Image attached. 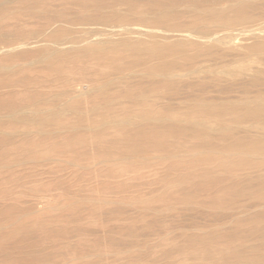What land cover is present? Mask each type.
<instances>
[{"label": "rangeland", "instance_id": "obj_1", "mask_svg": "<svg viewBox=\"0 0 264 264\" xmlns=\"http://www.w3.org/2000/svg\"><path fill=\"white\" fill-rule=\"evenodd\" d=\"M4 1L0 0V264L264 263V149L251 148L254 146L250 140L241 145L231 143L234 140L232 136L238 140L244 139L246 134H251L252 139H263L264 128L259 129L255 127L256 123L247 121L243 128L236 130L235 124L229 122L230 115L225 116L226 122L218 121L212 109L204 111L197 107H187L182 111H164L163 103L167 100L163 99L154 107L141 105L142 102L136 93L152 82V78L145 74L148 72V65L161 62L165 60L164 57L149 60V63L141 64L142 68L139 65L137 68L125 66L118 71L113 69L110 63L103 60L99 62L100 60L93 59L94 57L77 58L75 55L59 54L48 63L43 60L46 41L40 40L47 38L51 30L48 28L51 22L49 15L58 9L65 10L70 14L68 16L84 10L67 0H37L36 10L47 11L49 14L33 17L28 12L34 0H8L6 3ZM141 1L143 4H149L148 0ZM144 18L146 20H142L146 25H153L152 14ZM263 18L264 14L260 17V22H257L258 25H264ZM132 19L133 17H130L128 21ZM139 19L135 17V23L136 20L140 21L136 24H142L141 18ZM126 20H120V23L124 25ZM100 21L101 19L93 23H98V27L102 23L101 26L106 27L105 22ZM108 21L106 23L109 26L111 22L108 24ZM113 21L111 25L115 26L117 21L118 25H121L119 20ZM128 21L126 22L129 25ZM149 21L152 23H148ZM248 26L249 29L246 25L230 27L221 24L215 25L217 28H213L216 30L209 32L215 34L218 29V33H222L221 36L224 34L223 37L230 38L242 33L240 29L243 32L250 30L252 25ZM103 28L99 31L105 29ZM99 31H95L99 36L94 32L95 35L90 39L101 40L99 45L102 48H110L113 38L107 41L105 30L104 33ZM234 31L238 34L234 35ZM70 33H62L57 38L63 41L67 40V37L69 40V36H74V41L78 37L77 41H80L81 38L92 35L89 32L90 35L87 33L86 36V32L83 34L82 31L81 34ZM173 34L167 33L165 39L157 38L159 45L174 43L177 33ZM116 36H113L114 40L120 41L119 38L128 35ZM239 37L234 51L217 60V64L213 61L209 65L235 68L239 63L248 62L258 56V50L250 49L255 38ZM148 40L146 37L144 44H150ZM70 46L71 44H66V48H59L68 50ZM7 47L12 51L7 53L11 50ZM2 50L5 52H1ZM169 50L170 48L165 51ZM177 50L178 57L169 59L183 63L175 71L183 74L182 69H185L183 75L190 72L188 69L194 72L200 58H203V62L208 59L198 57L197 54L203 50H198L195 46L188 45ZM19 54H22L21 57ZM107 54L111 59L122 63L129 58L128 49L123 46L116 50L108 49ZM189 63L195 68H188ZM4 66L11 67L5 69ZM133 69L135 74L131 75ZM186 70L188 71L185 72ZM261 79L263 83L264 75ZM107 81L117 83L116 87L114 85V92L123 90L128 93L123 97L118 96L119 101L110 104V107H106V100L95 92ZM96 85L98 88H95ZM72 86L86 93L70 99L68 90ZM163 86L157 85V90L161 89L159 93L165 91ZM235 91L224 95L210 93L206 94V98L215 97V102H221L225 97L233 100L253 98L258 92L264 93V83L251 87L247 94ZM195 94L199 95L198 92ZM9 106L11 109H8ZM60 107H65L66 110H63L59 119L42 120L38 123V119L34 118L35 111L59 110ZM152 110L153 115L161 119L160 123L153 122ZM23 114L33 117L19 120ZM120 118H130L132 122L122 125L107 123ZM26 121L29 123L26 124ZM172 122L178 126L176 124L171 129ZM224 123L234 130L230 139L221 135ZM36 129L37 131H34ZM206 140L209 141L203 144ZM197 150L202 152L198 153ZM140 162H144L143 165ZM26 235V238L23 237ZM113 250L114 253H111Z\"/></svg>", "mask_w": 264, "mask_h": 264}, {"label": "bare ground", "instance_id": "obj_2", "mask_svg": "<svg viewBox=\"0 0 264 264\" xmlns=\"http://www.w3.org/2000/svg\"><path fill=\"white\" fill-rule=\"evenodd\" d=\"M8 1V0H5ZM4 1V2H5ZM68 2H72L75 5H79L81 9H83L84 11H80V12H75L74 14H72L73 16H68L70 14H67L65 12V10L62 9H58L56 11H53L51 13V15H49V17L51 18V22L48 25V28H51L47 38L45 39H41L40 41H46L45 42V46H44V57L43 60H45L46 62L50 63L53 61V59L59 55V54H63V55H75L77 56V58H84V57H94L93 59H98L100 60L99 62H101V60L106 61L108 63L111 64V67L115 70H120L122 67H131V66H141V64L144 63H149V60H155L161 57H164L165 60L161 61V62H154L152 64L149 63L148 65V72L145 73L146 75H148L149 77L152 78V82L150 83V85L145 86V88H142L138 93H136V95H138V99L142 102L141 105H146V106H153L159 104V102L163 100H167L166 103H163V109L164 111H182V110H186V108H193V107H197L201 110H206V109H212L215 112L214 115L216 116V119L218 121H225V116L226 115H230L229 122H232L235 124V129H241L243 128V124L247 121L249 122H253L254 124L256 123L255 127L257 128H264V93L262 92H258L253 98H248V97H243L241 99H237V100H233L230 98L225 97L224 99L221 100V102H215L217 101L216 99L209 97L206 98V94H210V93H216V94H227L230 92H233L235 90H239L238 92H242L247 94L248 90L251 87H257L260 84L263 85L262 83V75H264V25H258L257 22H260V17L264 14V0H148V3L143 4V2L141 0H67ZM3 2V1H2ZM38 1L34 0V3H32V6L29 10V14L32 15L33 17H44V16H48V12L47 11H42V10H36V3ZM6 3V2H5ZM35 4V5H34ZM151 5V6H150ZM155 6V7H154ZM18 7V6H17ZM21 7V6H20ZM125 7V8H122ZM260 11V12H258ZM1 12V11H0ZM150 14L153 15V25L147 24L146 22L144 23L142 19H145L144 17L149 16ZM132 18V21H128V18ZM135 17L136 19L140 20L139 18H141V23L142 24H136L140 21L136 20L135 23ZM138 17V18H137ZM148 20L151 18L147 17ZM102 21V19H108L109 20H119V24L120 20H126L129 22V25L127 24V22L125 21L124 25H118V21L114 24L115 26L111 25L112 21H108L109 26L107 25V21H102L105 22L104 24L106 25V27L108 26V28L106 29V27H102V23L100 24V27H98L96 24L98 23H93L96 20H100ZM189 19V20H187ZM264 19V18H263ZM87 20V21H86ZM89 20H94V21H90ZM131 20V19H130ZM146 20V19H145ZM82 21H86V22H82ZM100 21V22H101ZM99 22V23H100ZM124 22V21H122ZM131 22L133 24H131ZM114 23V21H113ZM135 23V24H134ZM143 23L145 25H143ZM148 23H152V22H148ZM258 26H256V24ZM262 23V22H261ZM103 24V25H104ZM127 24V25H126ZM221 24H225L228 26H232L234 27L236 25V27L238 26H244L246 25V27L248 28V25H252L250 26V30H246V31H241V29L239 30L240 34H238V32L235 34L236 31H234V35L236 36H230V38H225L223 36H225L223 34V36H221L220 31L218 33V29L217 31H215V34H220V36L215 35L214 32L213 34L210 33L209 31H212L215 27V25H220ZM256 27H254V25ZM118 25V26H116ZM110 26H112L110 28ZM188 27V28H187ZM194 30H192L191 29ZM214 27V28H213ZM223 27V25H222ZM235 27V30H237V28ZM105 30V36L107 41H110L108 39H111V37L113 39H111V44L112 46L110 48H102L99 44L102 43L101 40H95V39H90L91 36H94L93 33L96 30H101V29ZM110 28V29H109ZM190 28V29H189ZM212 28V29H211ZM218 28L222 29L221 27L218 26ZM243 28V27H242ZM252 28V29H251ZM225 29V28H224ZM234 30L233 28H226V30ZM244 29V28H243ZM242 29V30H243ZM246 29V28H245ZM249 29V28H248ZM26 30V29H25ZM104 30L99 31V32H103ZM108 30V31H107ZM192 30V31H191ZM216 30V29H214ZM29 31V29H28ZM83 32V34L85 33L87 36L90 35L89 37H84L81 38L80 41H74L75 37L73 36H69V40L68 37L66 38L67 40L61 41L59 40V36L62 33H72L75 35V33ZM207 31L209 33H207ZM222 31V30H221ZM229 31V32H230ZM238 31V30H237ZM25 32V31H24ZM35 32V31H34ZM90 32V34H89ZM107 32V33H106ZM177 33L176 36V40L174 41V43L166 45L164 44V46L159 45L157 38L161 37V38H167V33ZM70 33V35H71ZM96 35L99 36V34H97V32H95ZM224 33V32H223ZM126 34L128 35L127 37H123V38H119L120 41L118 42L116 39V42L114 40L115 35L121 37V35L126 36ZM233 34V33H230ZM104 35V34H103ZM174 35V34H173ZM7 36V35H6ZM116 36V37H117ZM175 36V37H176ZM242 36L244 39H250V38H255L254 39V43L251 45L250 49L252 50H258V56H256L254 59L248 61V62H242L239 63L238 65L235 66V68H226V67H221V66H214L213 65H209L210 62L215 61L214 63H216L217 60L224 58L227 54H229V52H232L235 50V46L237 44L238 41V37ZM5 37V35H4ZM12 37V36H11ZM58 37V38H57ZM83 37V36H82ZM146 37L149 39L148 41H150V44H144V42H146ZM227 37V36H226ZM13 38V37H12ZM57 38V39H56ZM71 38L73 40H71ZM94 38V37H93ZM240 38V37H239ZM3 39V38H2ZM9 39V38H7ZM15 39V38H14ZM171 39V38H170ZM4 40V39H3ZM10 40V39H9ZM114 40V41H113ZM113 41V43H112ZM240 41V40H239ZM37 42V40H36ZM50 42V43H49ZM77 43V44H76ZM25 44V41H24ZM38 44V43H37ZM66 44H71L70 48L67 49H62L66 46ZM64 45V46H63ZM195 46L197 47L198 50H203V52L200 53H196L197 56L199 57H204V59L208 58L207 60H205V62L201 61L203 58H200V63L197 64V67L199 65V67H196V70L194 72H192V70L188 69L190 72L188 73L186 70L184 74V70H183V74L180 73V71H177V68L179 66H181L183 63H180L179 61H175L172 59H169L170 57H178V50L177 48L180 47H184V46ZM24 47L26 45H23ZM34 46V45H33ZM60 46H62V48H59ZM125 47L128 49V60L126 62H120L118 60H113L111 59L112 57H110L109 54L106 55V52L108 51V49H113L116 50L120 47ZM4 47V46H3ZM14 47V46H12ZM18 47V46H17ZM8 48V47H7ZM10 48V47H9ZM8 48V49H9ZM20 48V47H19ZM66 48V47H65ZM168 48H170L169 51H165ZM3 49V48H2ZM11 49V48H10ZM39 49V48H38ZM5 50V48H4ZM14 50V48H13ZM16 50V47H15ZM237 50V49H236ZM246 50V49H245ZM12 51L9 50L7 51L10 52ZM1 52H5V51H1ZM17 53V52H16ZM15 53V54H16ZM191 54V53H190ZM203 54V56H202ZM22 55V54H21ZM21 55L19 54V56L21 57ZM195 55V54H194ZM231 55V54H230ZM233 56V55H232ZM243 56V55H241ZM252 56V55H251ZM24 57V56H23ZM22 57V58H23ZM42 57V56H41ZM190 57V56H189ZM193 57V56H192ZM235 57V56H234ZM42 59V58H41ZM190 59V58H189ZM121 60L123 61V58H121ZM180 60V59H179ZM227 60V59H225ZM232 60V59H231ZM236 60V59H235ZM39 61V60H38ZM185 61V60H183ZM76 62V61H75ZM203 62V63H202ZM208 62V64L206 63ZM31 63V62H30ZM35 63V62H33ZM206 63V64H205ZM191 63H189L188 68L189 67H193V69L195 68V66L190 65ZM217 64V63H216ZM215 64V65H216ZM17 65V64H16ZM44 65V64H43ZM100 65V64H99ZM187 65V64H186ZM229 65V64H228ZM3 66V65H1ZM8 66V64H7ZM14 66V65H13ZM12 66V67H13ZM226 66V65H225ZM5 67V66H4ZM11 67V66H10ZM10 67H7L8 69ZM183 67V66H182ZM5 67V69H7ZM137 68V67H136ZM142 68V66H141ZM184 68V67H183ZM186 68V67H185ZM222 68V69H221ZM135 69V68H134ZM133 69L131 75H133V73L135 72V70ZM146 69V70H147ZM176 69V70H175ZM179 69V68H178ZM4 70V69H3ZM145 70V71H146ZM174 70V72H173ZM181 70V69H180ZM98 71V70H97ZM137 71V69H136ZM172 71V72H171ZM138 72V71H137ZM142 73V72H139ZM86 74V73H85ZM135 74V73H134ZM13 75V74H12ZM112 75V74H111ZM84 76V74H83ZM122 76V75H121ZM137 76V75H136ZM85 77V76H84ZM138 77V76H137ZM144 77V76H143ZM147 77V76H145ZM158 78V79H154V78ZM148 78V77H147ZM176 78H183L181 79H176ZM127 79V78H126ZM52 80V78H51ZM50 80V81H51ZM116 80V79H115ZM141 80V79H140ZM54 80H52L53 82ZM136 81V80H135ZM133 81V82H135ZM138 81V80H137ZM142 81V80H141ZM146 81V80H145ZM106 82V81H105ZM23 83V82H22ZM132 83V82H131ZM157 83V84H156ZM47 85V84H46ZM72 85V84H71ZM87 85V84H86ZM116 87L117 83H113L112 81L107 83H103L102 86H100V89H97L98 94H100L104 100H106V103H104V105H106V107H110V104H114L116 103V101H119L118 96L123 97V95H128L127 92L121 90L118 92H114L113 88ZM131 85V84H130ZM157 85H164L162 89H165V91L163 93H159V91L161 90H157L158 87ZM98 88V85H96ZM10 87V86H9ZM22 87V86H21ZM129 87V86H128ZM26 88V87H25ZM85 88V87H84ZM87 88V87H86ZM9 89V88H8ZM33 89V88H32ZM94 89V88H93ZM131 90V88H130ZM113 91V92H112ZM58 92V90H57ZM61 92V91H59ZM67 92V90H66ZM198 92L199 95H204V97H200L199 95H196L195 93ZM236 92V91H235ZM68 93L70 94V99H75L78 97H81L82 95H84L86 92L81 90V89H77L76 87H70V89L68 90ZM73 95H72V94ZM132 93V92H131ZM44 94V93H43ZM65 94V93H64ZM57 95H60L57 93ZM57 95L55 97H57ZM235 95V94H234ZM233 95V96H234ZM42 96V95H41ZM62 97V95H60ZM240 97V95H238ZM242 96V95H241ZM51 97V95H50ZM49 97V98H50ZM230 97V96H229ZM235 97V96H234ZM237 97V96H236ZM41 98V97H40ZM43 98V97H42ZM60 98V97H58ZM64 98V97H63ZM36 99V98H35ZM46 99V98H45ZM44 99V101H45ZM48 99V98H47ZM53 99V98H51ZM38 100V99H37ZM37 100L35 102H37ZM43 100V99H42ZM50 100V99H48ZM60 100V99H59ZM102 100V99H101ZM39 101V100H38ZM41 101V99H40ZM56 101L57 98H56ZM63 101V100H62ZM61 101V102H62ZM69 101V99H68ZM127 101V100H126ZM129 101V99H128ZM132 101V100H131ZM34 102V101H32ZM46 102V101H45ZM49 102V101H48ZM65 101H63L62 103H64ZM124 102V101H123ZM134 102V101H133ZM132 102V103H133ZM152 102V103H151ZM167 102H170L171 104H168ZM9 103V102H8ZM20 103V102H19ZM25 103V102H24ZM28 103V102H27ZM31 103V102H30ZM39 103V102H38ZM151 103V104H150ZM18 104V103H17ZM26 104V103H25ZM34 104V103H33ZM65 104V103H64ZM63 104V105H64ZM4 105V104H3ZM2 105V106H3ZM8 105V104H7ZM27 105V104H26ZM36 105V104H35ZM62 105V104H61ZM62 105V106H63ZM120 105H122V102L120 103ZM119 105V106H120ZM125 106H127L126 104H123ZM5 106V105H4ZM22 105H20L21 107ZM30 106V105H29ZM28 106V107H29ZM66 106V104H65ZM162 106V105H161ZM11 109V106H9ZM19 107V106H18ZM23 107V106H22ZM26 107V106H25ZM31 107V106H30ZM33 107H35L33 105ZM58 107V106H57ZM221 107V109H220ZM3 108V107H2ZM27 108V107H26ZM36 108V107H35ZM51 108V107H50ZM49 108V109H50ZM113 108V105H112ZM4 109V108H3ZM42 109V108H39ZM44 109V108H43ZM47 109V108H46ZM68 109V108H67ZM106 109V108H105ZM115 109V108H114ZM113 109V110H114ZM119 109V108H118ZM1 110V108H0ZM19 110V108H18ZM29 110V109H28ZM63 110H66L65 107H60V109L56 110H49L45 112H42L44 110H41V112H39V110L36 112H34L36 115L34 116V118H37V122L40 123L42 120H46V121H53L56 118H58L61 113L63 112ZM120 110V109H119ZM210 110V111H212ZM25 111V110H24ZM24 111H20V112H24ZM30 111V110H29ZM151 110H149L150 112ZM188 111V110H187ZM9 112V110H8ZM27 112V111H26ZM25 112V113H26ZM70 112V111H69ZM74 112V111H73ZM108 112V110H107ZM3 113V112H2ZM31 113V112H30ZM72 113V112H71ZM86 113V112H85ZM172 113V112H171ZM7 114V113H6ZM9 114V113H8ZM16 114V112H15ZM67 114V112H66ZM69 114V113H68ZM73 114V113H72ZM10 115V114H9ZM14 115V114H13ZM34 115V114H33ZM76 115V113H75ZM98 115V114H97ZM182 115V114H181ZM5 116V115H4ZM3 116V117H4ZM7 116V115H6ZM5 116V117H6ZM11 117V116H10ZM20 117V116H19ZM29 117V114L27 116H25L23 114V116H21L20 118H18L19 120H27ZM33 117V116H32ZM29 117V118H32ZM44 118V119H43ZM153 122L156 123H160L161 119L159 117H157L156 115H153V110H152V117ZM150 118V120H151ZM8 119V118H7ZM16 119V118H15ZM59 119V118H58ZM57 119V120H58ZM188 119V118H187ZM2 120V119H0ZM6 120V119H5ZM4 120V121H5ZM92 120V119H91ZM172 120V119H171ZM10 121V120H9ZM79 121V120H78ZM94 121V120H93ZM185 121V120H184ZM7 122V121H6ZM19 122V121H18ZM28 121H26L27 124ZM31 122V121H30ZM129 122H132V119L130 118H120V119H114L111 122H107V123H114V124H127ZM186 122V121H185ZM20 123V122H19ZM25 123V122H24ZM29 123V122H28ZM34 123V122H33ZM36 123V122H35ZM139 123V122H138ZM173 123V122H172ZM179 123V121H178ZM188 123V122H187ZM18 124V123H17ZM47 124V123H45ZM177 123H173L171 126V129L174 127V125H176ZM190 124V123H189ZM130 125V124H129ZM165 125V124H164ZM46 126V125H45ZM65 127V125H63ZM170 126V125H169ZM178 126V124H177ZM70 127V126H69ZM84 127V126H82ZM119 127V126H118ZM71 128V127H70ZM73 128V127H72ZM76 128V127H75ZM74 128V129H75ZM138 128V127H136ZM160 128V127H159ZM181 128V127H180ZM191 128V127H190ZM93 129V128H92ZM183 129V128H182ZM185 129V128H184ZM2 130V129H1ZM0 130V131H1ZM43 130V129H42ZM65 130V129H64ZM67 130V129H66ZM209 130V129H208ZM5 131V130H4ZM3 131V132H4ZM22 131V130H21ZM31 131V130H30ZM34 131H37L34 130ZM53 131V130H52ZM62 131V130H61ZM129 131V129H128ZM221 135L224 136V138L226 139H230V137L232 136L231 132L234 131L232 130V128L230 126H228L226 123L223 124V126L221 127ZM7 132V131H6ZM17 132V131H16ZM39 132V131H38ZM41 132V131H40ZM46 132V131H45ZM58 132V131H57ZM147 132V131H146ZM145 132V133H146ZM178 132V131H177ZM2 133V131H1ZM9 133V131H8ZM22 133V132H21ZM25 133V132H24ZM29 133V132H28ZM31 133V132H30ZM47 133V132H46ZM206 132H204L205 134ZM6 134V133H5ZM11 134V133H10ZM20 134V133H19ZM27 134V133H25ZM133 134V133H132ZM208 134V133H206ZM39 135V134H38ZM148 135V134H147ZM166 135V134H165ZM190 135V134H189ZM251 134H246L244 139H239L238 140L236 138H234V136H232V138L235 140L231 141V143H234L235 145H241L243 142H246L247 140H250L252 144L251 148H260L261 150L264 149V138L261 139L260 137H254L253 139L250 137ZM2 136V134H1ZM11 136V135H10ZM22 136V135H21ZM32 136V135H31ZM194 136V134H193ZM8 137V136H7ZM12 137V136H11ZM23 137V136H22ZM30 137V136H28ZM121 137V136H120ZM184 137V136H182ZM195 137V136H194ZM251 139H250V138ZM10 138V137H8ZM166 138V137H165ZM179 138V137H178ZM207 138V137H206ZM1 139V138H0ZM5 140V139H4ZM128 140V139H127ZM7 141V140H6ZM5 141V142H6ZM19 141V140H18ZM209 141V140H208ZM207 140L203 143L206 144L208 142ZM10 141H8L9 143ZM79 142V141H78ZM211 142V141H210ZM209 142V143H210ZM162 143V142H161ZM199 143V142H198ZM208 143V144H209ZM212 143V142H211ZM7 144V143H6ZM200 144V143H199ZM1 145V144H0ZM220 145V144H219ZM20 146V145H19ZM22 146V145H21ZM201 146V144H200ZM211 146V145H210ZM95 147V146H94ZM5 148V147H4ZM29 148V147H28ZM6 149V148H5ZM205 149V148H204ZM211 149V148H210ZM34 150V149H33ZM39 150V149H38ZM37 150V151H38ZM43 150V149H42ZM123 150V148H122ZM126 150V149H125ZM189 150V149H188ZM206 150V149H205ZM242 150V149H241ZM40 151V150H39ZM200 151V150H199ZM197 150L198 153H201ZM10 152V151H9ZM9 152H7L9 154ZM94 152V151H93ZM221 152V151H219ZM3 153V152H2ZM11 153V152H10ZM30 152H28L29 154ZM32 153V152H31ZM97 153V152H96ZM178 153V152H177ZM222 153V152H221ZM27 154V153H26ZM134 154V153H133ZM5 155V154H4ZM167 156V155H166ZM209 156V155H208ZM7 157V156H6ZM46 157V156H45ZM144 157V156H143ZM210 157V156H209ZM17 158V157H16ZM47 158V157H46ZM23 159V157H22ZM28 159V158H27ZM50 159V158H49ZM56 159V158H53ZM58 159V158H57ZM179 159V158H178ZM15 160V159H14ZM18 160V159H16ZM21 160V159H20ZM26 160V159H25ZM34 160V158H33ZM32 160V161H33ZM44 160V159H43ZM48 160V159H47ZM105 160V159H104ZM39 161V159H38ZM27 162V161H26ZM30 162V161H29ZM68 162H72V161H68ZM158 162V161H157ZM258 162H262V161H258ZM257 162V163H258ZM3 163V162H2ZM23 163V162H21ZM51 163V162H50ZM100 163V162H99ZM120 163V162H119ZM144 163V162H142ZM140 162V164H142ZM187 163V162H186ZM256 163V164H257ZM18 164V163H17ZM25 164V163H24ZM37 164V162H36ZM42 164V163H41ZM47 164V163H46ZM73 164V162H72ZM75 164V163H74ZM73 164V165H74ZM253 164V163H252ZM1 165V163H0ZM4 165V164H3ZM7 165V164H6ZM13 165V164H12ZM11 165V166H12ZM45 165V164H44ZM120 165V164H118ZM123 165V164H122ZM143 165V164H142ZM5 167V166H4ZM7 167V166H6ZM83 167V166H82ZM256 167V166H255ZM259 168V167H258ZM2 169V168H1ZM13 169V168H12ZM13 171V170H12ZM11 171V172H12ZM10 173V172H9ZM54 173V172H53ZM250 173V172H249ZM260 175V174H259ZM168 176V175H167ZM255 176V175H253ZM98 177V176H97ZM249 178V177H248ZM262 178V177H261ZM166 179V178H165ZM164 179V180H165ZM260 179V178H259ZM263 179V178H262ZM20 180V178H19ZM249 180V179H248ZM253 180V179H252ZM256 180V179H255ZM261 180V179H260ZM21 181V180H20ZM198 181V180H197ZM246 181V180H245ZM60 182V181H59ZM258 182V181H257ZM256 183V182H255ZM254 183V184H255ZM16 184V183H15ZM193 185V184H192ZM256 185V184H255ZM258 185V184H257ZM171 186V185H170ZM190 187V186H188ZM253 187V186H250ZM261 188V187H260ZM263 189V188H262ZM14 192V191H13ZM256 192V191H255ZM18 193V192H17ZM245 193V192H244ZM252 193V192H251ZM9 194V193H8ZM89 198V197H87ZM101 199V198H99ZM80 201V200H79ZM111 201V200H110ZM239 201V200H238ZM237 201V202H238ZM105 202V201H104ZM107 202V201H106ZM1 203V202H0ZM60 204V203H59ZM67 205V204H66ZM251 205V204H250ZM249 205V206H250ZM258 205V204H256ZM18 206V205H17ZM84 206V205H83ZM247 206V205H246ZM247 206V207H249ZM51 207V206H49ZM86 207V206H84ZM253 207V206H252ZM263 207V206H261ZM62 208V206H61ZM178 209V208H177ZM234 209V208H233ZM115 210V209H114ZM113 210V211H114ZM256 210V209H255ZM97 211V210H96ZM218 211V210H217ZM241 211V210H240ZM2 212V211H1ZM0 212V213H1ZM30 212V211H29ZM33 212V211H32ZM31 212V213H32ZM256 212V211H255ZM27 213V212H26ZM251 213V212H250ZM29 214V213H27ZM148 214V213H147ZM244 215V213H242ZM3 215V214H2ZM9 215V214H7ZM20 215V214H19ZM247 215V214H246ZM13 216V215H12ZM22 216V215H21ZM10 217V215H9ZM19 217V216H18ZM21 217H19L20 219ZM252 218V217H251ZM255 218V217H254ZM7 220V218H5ZM235 219V217L233 218ZM75 220V219H74ZM5 221V220H4ZM33 221V220H32ZM15 222V221H14ZM28 222V221H27ZM14 224V223H13ZM40 224V223H39ZM2 225V224H1ZM8 225V224H7ZM257 225V224H256ZM4 226V225H3ZM146 226V225H145ZM145 226H143L145 228ZM2 226H0L1 228ZM41 227V226H40ZM39 227V228H40ZM86 227V226H84ZM50 228V227H49ZM264 228V227H263ZM42 229V228H41ZM97 229V228H95ZM100 230V228H98ZM122 229V228H121ZM120 229V230H121ZM142 229V228H141ZM262 229V228H261ZM2 230V229H1ZM34 230V229H33ZM40 230V229H37ZM56 230V229H55ZM81 230V229H80ZM79 230V231H80ZM93 230V229H92ZM143 230V229H142ZM148 230V229H147ZM27 231V230H26ZM32 231V230H30ZM29 231V232H30ZM87 231V230H86ZM130 231V230H129ZM220 231V230H219ZM256 231V230H255ZM25 232V231H24ZM98 232V231H97ZM104 232V231H103ZM247 232V231H246ZM8 233V232H7ZM23 233V232H22ZM34 233V232H33ZM128 233V232H127ZM130 233V232H129ZM128 233V234H129ZM146 233V232H145ZM207 233V232H206ZM254 233V231H253ZM256 233V232H255ZM254 233V234H255ZM32 234V233H30ZM37 234V233H36ZM141 234V233H139ZM147 234V233H146ZM25 235V234H24ZM63 235V234H62ZM71 235V234H70ZM69 235V236H70ZM124 235V234H123ZM196 235V234H195ZM216 235L217 232H216ZM215 235V237H216ZM233 235V234H232ZM253 235V234H252ZM264 235V234H263ZM1 236V235H0ZM126 236V235H125ZM143 236V233L142 235ZM261 236V235H260ZM259 236V237H260ZM23 237H27L23 236ZM30 237V235H29ZM38 237V236H37ZM66 237V235H65ZM249 237V236H248ZM111 238V237H110ZM128 238V237H127ZM47 239V238H46ZM116 239V238H114ZM211 239V238H210ZM254 239V238H253ZM39 240V239H38ZM44 240V239H43ZM109 240V239H108ZM176 240V239H175ZM185 240V239H184ZM41 241V240H40ZM60 241V239H59ZM106 241V240H105ZM101 242V241H100ZM136 242V240H135ZM62 243V242H60ZM115 244V242H112ZM7 244V243H6ZM24 244V243H23ZM65 244V242H64ZM118 244V243H117ZM115 244V245H117ZM133 244H134V240H133ZM136 244V243H135ZM166 244V243H164ZM76 245V243H75ZM74 245V246H75ZM89 245V244H88ZM122 245V244H121ZM138 245V244H137ZM181 245V244H180ZM239 245V244H238ZM253 245V244H251ZM56 246V244H55ZM66 246V244H65ZM93 246V245H92ZM124 246V245H123ZM122 246V247H123ZM161 246V245H160ZM249 246V245H248ZM9 247V246H8ZM36 247V245L34 246ZM39 247V246H37ZM43 247V246H42ZM40 247V248H42ZM63 247V246H62ZM71 247V245H70ZM154 247V246H153ZM250 247V246H249ZM253 247V246H251ZM7 248V247H6ZM25 248V246H24ZM31 248V247H30ZM10 249V248H7ZM37 249V248H35ZM149 249V248H148ZM171 249V248H169ZM168 249V251H169ZM244 249V248H243ZM242 249V252H243ZM127 250V249H126ZM239 250V249H238ZM237 250V251H238ZM241 250V249H240ZM2 251V250H1ZM45 251V250H44ZM96 251V250H95ZM115 250H113L114 253ZM128 251V250H127ZM151 251V250H150ZM163 251V250H162ZM183 251V249H182ZM10 252V251H9ZM34 252V251H32ZM42 252V251H41ZM49 252V251H48ZM65 252V251H64ZM94 252V251H93ZM117 252V251H116ZM115 252V253H116ZM122 252V251H121ZM124 252V251H123ZM240 252V251H239ZM247 252V251H245ZM244 252V253H245ZM250 252V251H249ZM252 252V251H251ZM2 253V252H0ZM5 253V252H3ZM24 253V252H23ZM30 253V252H29ZM44 253V252H43ZM47 253V252H46ZM95 253V252H94ZM110 253V254H111ZM148 253V252H147ZM163 253V252H162ZM171 253V252H170ZM175 253V252H173ZM26 254V253H25ZM32 254V253H31ZM37 254V253H36ZM68 254V253H67ZM73 254V253H72ZM109 254V253H108ZM145 254V253H144ZM166 254V252L164 253ZM199 254V253H198ZM42 255V254H41ZM46 255V254H45ZM142 255V254H141ZM172 255V253H171ZM11 256V255H10ZM53 256V255H52ZM86 256V255H85ZM100 256V255H99ZM115 256V255H113ZM136 256V255H135ZM139 256V255H137ZM242 256V255H241ZM29 257V256H28ZM41 257V256H40ZM82 257V256H81ZM84 257V256H83ZM112 257V256H111ZM128 257V256H127ZM144 257V256H143ZM27 258V257H26ZM42 258V257H41ZM78 258V257H77ZM199 258V257H198ZM25 259V257H24ZM29 259V258H28ZM45 259V258H44ZM72 258H70L71 260ZM85 259V258H84ZM94 259V258H92ZM155 259V257H154ZM224 259V258H223ZM38 260L40 261V259L38 258ZM43 260V259H42ZM63 260V259H61ZM60 260V261H61ZM73 260V259H72ZM88 260V259H87ZM120 260V259H119ZM129 260V259H128ZM127 260V261H128ZM150 260V259H149ZM164 260V259H163ZM226 260V259H225ZM34 261V260H33ZM54 261V260H53ZM103 261V260H102ZM29 262L32 263V261L30 260ZM42 262V261H41ZM40 262V263H41ZM159 262V261H158ZM228 262V261H227ZM226 262V263H227ZM26 263V262H25ZM23 263V264H25ZM66 263V262H65ZM107 263V262H106ZM118 263V262H117ZM201 263V262H200ZM234 263V262H233ZM252 263V262H251ZM15 264V262H14ZM22 264V263H21ZM29 264V263H28ZM34 264V263H32ZM38 264V263H37ZM49 264V263H48ZM51 264V263H50ZM69 264V262H68ZM72 264V263H71ZM91 264V263H90ZM96 264V263H95ZM138 264V263H137ZM239 264V263H238ZM250 264V263H249ZM264 264V263H262Z\"/></svg>", "mask_w": 264, "mask_h": 264}]
</instances>
